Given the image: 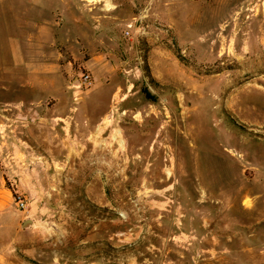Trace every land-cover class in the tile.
Returning a JSON list of instances; mask_svg holds the SVG:
<instances>
[{
    "label": "rangeland",
    "instance_id": "rangeland-1",
    "mask_svg": "<svg viewBox=\"0 0 264 264\" xmlns=\"http://www.w3.org/2000/svg\"><path fill=\"white\" fill-rule=\"evenodd\" d=\"M81 3L70 10L83 17L84 35L76 41L81 59L74 62L64 0H0V90H32L26 63L55 56L74 64L78 80L62 81L72 100L78 96L72 101L75 111L92 88L87 112L98 120V137L104 138L98 147L128 154L117 168L98 158V182L117 207L98 205V215L121 218L128 212L129 222L118 229L127 225L135 231L133 239L122 234L98 239L94 260L264 264L260 0ZM40 25L49 27L38 48L33 36ZM15 40L22 49L21 66L15 63ZM83 73L91 74L92 84L78 92L74 85ZM7 171L0 160V183L17 190L16 177ZM143 193L156 202L139 199ZM16 194L25 198L14 192L15 204Z\"/></svg>",
    "mask_w": 264,
    "mask_h": 264
},
{
    "label": "crops",
    "instance_id": "crops-1",
    "mask_svg": "<svg viewBox=\"0 0 264 264\" xmlns=\"http://www.w3.org/2000/svg\"><path fill=\"white\" fill-rule=\"evenodd\" d=\"M64 3L68 6L65 29L71 31L66 39L75 62L81 59L76 41L84 35L83 17L70 10L84 4L81 0ZM260 9L264 14V0ZM48 27L38 26L33 36L36 47L43 45ZM20 47L15 40L17 66L24 64ZM36 60L26 63L32 90H0V160L17 183V190L0 183V264H23L22 258L27 264H98L94 260L98 239H115L119 234L135 237L133 226L118 229L119 223L129 222L128 212L121 218L98 215V205L117 211L106 197V186L98 182V158L112 160L110 166L117 168L118 160L128 154L98 147L104 138L98 137V120L87 112L92 88L77 102V110L72 108V90H66L62 81L70 76L78 80L72 61L63 63L60 56ZM96 77L97 71L95 84ZM48 100L53 101L51 107L46 105ZM113 142L121 145L117 136ZM19 191L28 200L25 210L14 203L13 193ZM145 195L138 198L156 202L149 194L142 199ZM108 224L115 229H108Z\"/></svg>",
    "mask_w": 264,
    "mask_h": 264
},
{
    "label": "built area",
    "instance_id": "built-area-1",
    "mask_svg": "<svg viewBox=\"0 0 264 264\" xmlns=\"http://www.w3.org/2000/svg\"><path fill=\"white\" fill-rule=\"evenodd\" d=\"M130 27H131V25L129 26V28ZM91 84H92L91 74L90 73H83L81 75L77 85H74V87H76V89H79V90H77L78 92H83V90L85 88H88L89 86H91ZM74 99L78 100V96H75ZM15 202H16V205L18 206V208H20L21 210H25L28 206L26 199L19 194H16Z\"/></svg>",
    "mask_w": 264,
    "mask_h": 264
},
{
    "label": "bare ground",
    "instance_id": "bare-ground-1",
    "mask_svg": "<svg viewBox=\"0 0 264 264\" xmlns=\"http://www.w3.org/2000/svg\"><path fill=\"white\" fill-rule=\"evenodd\" d=\"M143 122H145V119H144V121H143ZM143 122H142V124H143ZM188 135H189V136L191 135V131H189ZM159 137H160V136H159Z\"/></svg>",
    "mask_w": 264,
    "mask_h": 264
},
{
    "label": "water",
    "instance_id": "water-1",
    "mask_svg": "<svg viewBox=\"0 0 264 264\" xmlns=\"http://www.w3.org/2000/svg\"><path fill=\"white\" fill-rule=\"evenodd\" d=\"M27 225L29 224V222L26 223Z\"/></svg>",
    "mask_w": 264,
    "mask_h": 264
}]
</instances>
